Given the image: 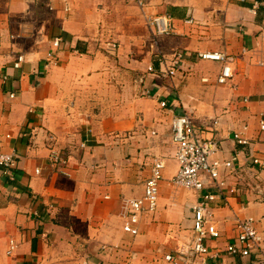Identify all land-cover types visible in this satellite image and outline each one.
Listing matches in <instances>:
<instances>
[{"label": "crops", "instance_id": "1", "mask_svg": "<svg viewBox=\"0 0 264 264\" xmlns=\"http://www.w3.org/2000/svg\"><path fill=\"white\" fill-rule=\"evenodd\" d=\"M78 2L0 0V150L19 157L12 176L0 168V264H170L166 255L190 244L199 197L173 183L179 165L171 125L179 114L202 136L220 140L221 158L239 155L230 186L252 175L251 187L226 188L227 199L214 204L222 238L210 242L221 252L211 264H251L226 248L237 235V215L260 219L264 234V193L255 186L264 187V172L250 163L252 152L264 155V0H151L149 12L170 17L175 33L138 44L136 82L113 65L112 55L128 65L126 44L110 41L109 54L97 51ZM56 37L68 46L46 70ZM179 50L227 53L234 77L219 84L223 64L195 56L177 76L149 72ZM21 54L26 62L16 68ZM246 124L252 144L244 147L231 135ZM53 150L69 156L66 167L49 162ZM156 159L166 162L159 208L133 236L123 229L127 200L144 194ZM11 238L19 246L9 255Z\"/></svg>", "mask_w": 264, "mask_h": 264}, {"label": "built area", "instance_id": "2", "mask_svg": "<svg viewBox=\"0 0 264 264\" xmlns=\"http://www.w3.org/2000/svg\"><path fill=\"white\" fill-rule=\"evenodd\" d=\"M136 3L146 22L156 35H171L175 33L171 18L166 15L152 14L149 12L151 0H129ZM193 19L188 20L192 23ZM53 48L48 52L45 61V69L57 64L60 60V53L68 46V42L63 37H56L52 41ZM113 50L117 49V44H111ZM188 56H195L202 60L221 62L222 70L218 76V83L225 85L234 77L233 62L234 58L224 52L207 51L199 52L197 55L179 50L174 53L170 64L162 61V67L156 71L153 65L149 67V72L157 77L177 76L182 70L183 61ZM26 57L21 54L17 57L15 67L22 68ZM14 97V94L11 95ZM245 101H249L248 98ZM162 108L168 107L166 100L160 102ZM218 123V122H216ZM260 142L264 144V114L259 119ZM172 138L176 145L175 159L179 165L177 175L173 183L177 187H183L198 193L199 197L193 206V237L189 246L184 247L177 254L169 253L165 259L170 264H180L185 261L189 264H211L210 260H218L221 252L211 247L210 242L219 241L222 233L216 221L214 204L221 197H226V188L231 193L239 191L243 185L251 187L247 179H238V183L230 186L231 177L237 169L239 155L231 158H221L220 153L224 148L221 147L220 140L214 136L206 138L197 130L193 120L188 114L174 115L172 120ZM249 126H243L242 131H234L231 135L237 144L244 147L250 146L251 140L246 136ZM89 140L82 143V147H88ZM69 156L62 150H53L49 156V162L57 168L67 166ZM250 163L252 169L257 172H264V155L262 153H251ZM19 164V157L15 152H4L0 150V168L9 175ZM166 162L164 159H156L151 167V174L146 180L144 194L141 197L127 200L126 212L123 215V229L126 233L138 236L141 232V224L146 216L157 213L160 204V186L164 180ZM37 173L40 170L37 169ZM257 175V174H255ZM259 177V175H257ZM258 179V178H257ZM256 189L263 191L261 183ZM264 193V192H263ZM260 219L254 216L242 217L237 215L236 228L237 235L231 239L226 248V252L232 256L251 259V264H264V234L259 230ZM19 243L16 239L9 240L7 253L12 255L18 248Z\"/></svg>", "mask_w": 264, "mask_h": 264}, {"label": "rangeland", "instance_id": "3", "mask_svg": "<svg viewBox=\"0 0 264 264\" xmlns=\"http://www.w3.org/2000/svg\"><path fill=\"white\" fill-rule=\"evenodd\" d=\"M78 5L76 13L83 19L86 25L85 29L90 32V37L93 39L97 51L109 54L106 45L110 41L118 42L120 45L123 41L126 44V47H128L126 58L128 65L126 62L122 64V60L118 56L112 55L115 60L113 61V65L132 72L131 81L136 82L137 77L135 78L134 76H136L137 71H141V69L135 66L136 61L142 59L140 57L137 58L138 55L142 57V54L137 52V46L146 40V38L154 36V33H156L148 26L141 9H139L136 3L129 0H80ZM74 65L78 64L75 63ZM116 78L114 72L113 79L115 83H117ZM251 177L252 175L246 177L247 182H251ZM263 192L260 194H263ZM183 232L181 230V233ZM166 243L171 244L169 241H166Z\"/></svg>", "mask_w": 264, "mask_h": 264}]
</instances>
